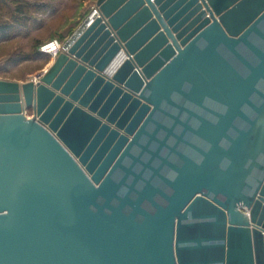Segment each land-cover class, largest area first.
I'll use <instances>...</instances> for the list:
<instances>
[{
    "label": "water",
    "instance_id": "95a60500",
    "mask_svg": "<svg viewBox=\"0 0 264 264\" xmlns=\"http://www.w3.org/2000/svg\"><path fill=\"white\" fill-rule=\"evenodd\" d=\"M96 7L0 79V264H264V0Z\"/></svg>",
    "mask_w": 264,
    "mask_h": 264
},
{
    "label": "rangeland",
    "instance_id": "374dc122",
    "mask_svg": "<svg viewBox=\"0 0 264 264\" xmlns=\"http://www.w3.org/2000/svg\"><path fill=\"white\" fill-rule=\"evenodd\" d=\"M8 11L17 4L43 5L41 10L29 11L31 20L19 27L13 36L0 42V79L20 83L37 80L54 60L40 52V46L53 39L64 43L91 14L97 0H4ZM6 6L0 7V25L12 23ZM14 25V24H13ZM19 62H14L15 59ZM25 115L32 117V110Z\"/></svg>",
    "mask_w": 264,
    "mask_h": 264
},
{
    "label": "trees",
    "instance_id": "16d2710c",
    "mask_svg": "<svg viewBox=\"0 0 264 264\" xmlns=\"http://www.w3.org/2000/svg\"><path fill=\"white\" fill-rule=\"evenodd\" d=\"M5 1L0 0V7H4ZM43 5H31V4H17L14 11H8L6 6V11L12 20V23H3L0 25V42L9 40L13 33L19 31V27L26 26L27 22L31 20V15L29 11L33 10L36 12L41 10ZM14 24V25H13ZM20 59H15L14 62H19Z\"/></svg>",
    "mask_w": 264,
    "mask_h": 264
},
{
    "label": "built area",
    "instance_id": "2783aa9c",
    "mask_svg": "<svg viewBox=\"0 0 264 264\" xmlns=\"http://www.w3.org/2000/svg\"><path fill=\"white\" fill-rule=\"evenodd\" d=\"M97 7L95 6V8L93 9V11L91 12L90 15H88L86 18L88 19V23L87 25H89L92 20L90 19L91 16L95 13H97ZM69 39V38H68ZM64 43H61L60 41H58L57 39H53V40H50L48 42H45L43 43L41 46H40V52L46 54V55H49L50 57H52L53 59H55L59 53L63 52L64 50H66L64 47H63Z\"/></svg>",
    "mask_w": 264,
    "mask_h": 264
},
{
    "label": "bare ground",
    "instance_id": "6f19581e",
    "mask_svg": "<svg viewBox=\"0 0 264 264\" xmlns=\"http://www.w3.org/2000/svg\"><path fill=\"white\" fill-rule=\"evenodd\" d=\"M98 16V12L91 16V20H94ZM127 59V55L121 50L114 60L110 63L105 73L107 76H112L118 67Z\"/></svg>",
    "mask_w": 264,
    "mask_h": 264
},
{
    "label": "crops",
    "instance_id": "0c3cea01",
    "mask_svg": "<svg viewBox=\"0 0 264 264\" xmlns=\"http://www.w3.org/2000/svg\"><path fill=\"white\" fill-rule=\"evenodd\" d=\"M16 81V80H15Z\"/></svg>",
    "mask_w": 264,
    "mask_h": 264
}]
</instances>
